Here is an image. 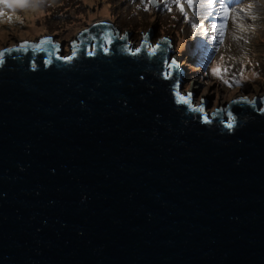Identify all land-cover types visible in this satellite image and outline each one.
<instances>
[{"label": "water", "instance_id": "95a60500", "mask_svg": "<svg viewBox=\"0 0 264 264\" xmlns=\"http://www.w3.org/2000/svg\"><path fill=\"white\" fill-rule=\"evenodd\" d=\"M153 33L0 50V264H264V97L208 114Z\"/></svg>", "mask_w": 264, "mask_h": 264}, {"label": "rangeland", "instance_id": "374dc122", "mask_svg": "<svg viewBox=\"0 0 264 264\" xmlns=\"http://www.w3.org/2000/svg\"><path fill=\"white\" fill-rule=\"evenodd\" d=\"M96 21L132 32L134 47L150 29L153 43L167 37L171 57L184 69L181 92L191 91L195 106L207 99L208 114L237 96L264 95V0H0V50L50 35L59 36L66 54ZM205 38L220 48L206 70L191 56ZM209 55L207 48L199 58Z\"/></svg>", "mask_w": 264, "mask_h": 264}, {"label": "trees", "instance_id": "16d2710c", "mask_svg": "<svg viewBox=\"0 0 264 264\" xmlns=\"http://www.w3.org/2000/svg\"><path fill=\"white\" fill-rule=\"evenodd\" d=\"M201 41H203V39L198 41V42H196V45L193 48V52H192L191 56H192V58L196 56V60L195 61L199 62V64H198L199 66L198 67H200V69L204 68V70H206L207 65L211 64V62L216 59L215 52L217 53V51H218L217 49H220V48L216 46V42H215V40L213 38H211V39L205 38V41H204L205 43L204 44H202ZM210 42H211V44L209 45L208 43H210ZM207 48L209 49V52H210L209 57L207 59H205V58L203 59L200 56V58H199V55L204 50H206ZM214 54H215V56H214ZM256 66L258 68V64ZM242 85H245V84L242 83Z\"/></svg>", "mask_w": 264, "mask_h": 264}, {"label": "clouds", "instance_id": "9594fccd", "mask_svg": "<svg viewBox=\"0 0 264 264\" xmlns=\"http://www.w3.org/2000/svg\"><path fill=\"white\" fill-rule=\"evenodd\" d=\"M222 49H223V48H221V50H222ZM218 50H219V49H218ZM215 54H216V57H217V54H218V53H215ZM215 54H214V56H215ZM211 63H212V62H211ZM208 65H210V64H208ZM208 65H207V66H208ZM243 81H244V79H239L237 82L240 83V82H243ZM241 84H242V83H241ZM243 84H244V82H243ZM237 97H246V98H248L249 100H250V99H255V98H249L247 95H244V96H237ZM263 97H264V95H263L260 99L257 98V97H256V98L259 99V100H261V99H263Z\"/></svg>", "mask_w": 264, "mask_h": 264}, {"label": "snow or ice", "instance_id": "6c2138e0", "mask_svg": "<svg viewBox=\"0 0 264 264\" xmlns=\"http://www.w3.org/2000/svg\"><path fill=\"white\" fill-rule=\"evenodd\" d=\"M8 51H11V49H8ZM227 126H228L229 128H232L233 125L230 123V124H228Z\"/></svg>", "mask_w": 264, "mask_h": 264}, {"label": "bare ground", "instance_id": "6f19581e", "mask_svg": "<svg viewBox=\"0 0 264 264\" xmlns=\"http://www.w3.org/2000/svg\"><path fill=\"white\" fill-rule=\"evenodd\" d=\"M195 86H196V84H195Z\"/></svg>", "mask_w": 264, "mask_h": 264}, {"label": "flooded vegetation", "instance_id": "af4514ba", "mask_svg": "<svg viewBox=\"0 0 264 264\" xmlns=\"http://www.w3.org/2000/svg\"><path fill=\"white\" fill-rule=\"evenodd\" d=\"M57 37H59V36H57Z\"/></svg>", "mask_w": 264, "mask_h": 264}]
</instances>
